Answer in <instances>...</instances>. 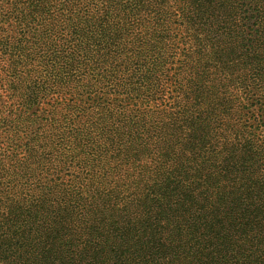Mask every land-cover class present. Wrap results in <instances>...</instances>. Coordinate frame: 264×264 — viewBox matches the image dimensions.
<instances>
[{"label":"trees","instance_id":"trees-1","mask_svg":"<svg viewBox=\"0 0 264 264\" xmlns=\"http://www.w3.org/2000/svg\"><path fill=\"white\" fill-rule=\"evenodd\" d=\"M0 264H264V0H0Z\"/></svg>","mask_w":264,"mask_h":264}]
</instances>
